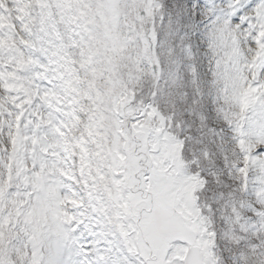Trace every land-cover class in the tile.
I'll use <instances>...</instances> for the list:
<instances>
[{
  "label": "snow or ice",
  "instance_id": "obj_1",
  "mask_svg": "<svg viewBox=\"0 0 264 264\" xmlns=\"http://www.w3.org/2000/svg\"><path fill=\"white\" fill-rule=\"evenodd\" d=\"M0 264H264V0H0Z\"/></svg>",
  "mask_w": 264,
  "mask_h": 264
}]
</instances>
